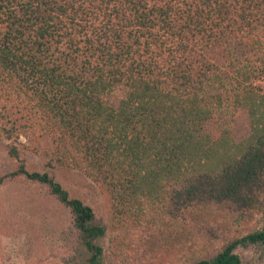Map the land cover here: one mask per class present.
Here are the masks:
<instances>
[{
  "label": "trees",
  "instance_id": "obj_1",
  "mask_svg": "<svg viewBox=\"0 0 264 264\" xmlns=\"http://www.w3.org/2000/svg\"><path fill=\"white\" fill-rule=\"evenodd\" d=\"M262 28L264 0H0V134L17 140L37 118L57 158L106 200L98 212L22 161L0 174V186L34 184L69 212L66 264L264 261V94L242 87L248 137L211 136L222 96L209 93L213 65L191 50L233 49L238 33ZM159 217L184 234L181 255L173 236L156 239ZM147 223L149 236L138 229Z\"/></svg>",
  "mask_w": 264,
  "mask_h": 264
},
{
  "label": "rangeland",
  "instance_id": "obj_2",
  "mask_svg": "<svg viewBox=\"0 0 264 264\" xmlns=\"http://www.w3.org/2000/svg\"><path fill=\"white\" fill-rule=\"evenodd\" d=\"M235 39L233 49L212 45L203 50L201 44L194 42L191 50L213 65V73L217 76L210 82L209 93L222 96V105L214 107L206 132L213 137L227 132L240 141L251 132L249 109L237 104L244 91L242 87L246 90L260 87L261 94H264V29L258 32V36L238 33ZM254 41L257 42L252 49L246 47L244 50L238 45L243 42L246 46ZM65 49L62 46L60 52ZM184 54L180 53L182 56ZM82 59L81 56L78 61ZM117 97L121 98V94ZM32 119L33 127L17 140L8 141L0 134V174L8 173L19 161L26 163L31 170H51L72 196L83 199L98 212L104 211L106 200L97 184L82 171L73 169L70 163L61 162L53 141L40 121L35 117ZM13 147L17 149L19 159L11 156ZM139 219L140 216L136 220ZM158 221L162 219L159 217ZM70 222L69 212L50 198L45 189L16 179L8 181L0 186V264H66L76 237ZM162 222L163 228L156 239L166 243V237H174L175 241L171 240L169 246L173 252L181 255L187 242L184 234L174 231L173 222ZM151 224L138 229L149 236ZM129 253L131 248L128 249ZM247 256L253 257L256 264H264L259 253H248ZM185 257L188 259L180 264H192L189 262L191 255Z\"/></svg>",
  "mask_w": 264,
  "mask_h": 264
}]
</instances>
